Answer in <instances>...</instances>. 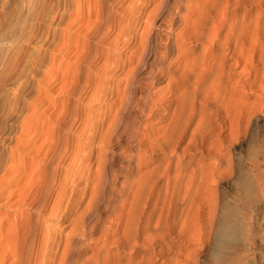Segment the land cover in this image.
Here are the masks:
<instances>
[{"label": "bare ground", "instance_id": "obj_1", "mask_svg": "<svg viewBox=\"0 0 264 264\" xmlns=\"http://www.w3.org/2000/svg\"><path fill=\"white\" fill-rule=\"evenodd\" d=\"M70 2L0 79H19L0 264H246L264 238V0H81L66 23Z\"/></svg>", "mask_w": 264, "mask_h": 264}, {"label": "rangeland", "instance_id": "obj_2", "mask_svg": "<svg viewBox=\"0 0 264 264\" xmlns=\"http://www.w3.org/2000/svg\"><path fill=\"white\" fill-rule=\"evenodd\" d=\"M56 2L57 0H0V70H1L0 79L3 75L2 74L3 72L5 73L10 70L11 65L14 66L16 64L15 66H18V65L33 66L32 64L35 59L34 57H36V51L38 50V48H36L38 47L37 45L39 43L38 41H41L40 39L43 38L42 36L44 34V31L46 30L45 27L47 25L49 15L51 13V11L49 10L55 7ZM70 3H71L69 5L70 11H68L69 13L66 12L63 15L64 17L62 16L63 21H65L66 23H71L76 17V14H77L76 12H78L79 10L83 9V12L84 11L87 12L86 8L85 9L83 7L81 8V0H71ZM43 7L45 10L44 9L42 10ZM92 16L93 15H89V18H86L88 17L87 15L85 14H83V16L81 15V17H83V19L85 20L86 19L92 20L93 19ZM71 26L73 28L76 27L74 23H72ZM62 27H65V26H62ZM79 40H80L79 37L72 38L70 41V44L79 43ZM61 41H63V44H67L65 43L66 41L64 40H61ZM17 45L18 46L22 45V46L18 47ZM16 47L18 49L21 48L20 51L25 47L26 48V50L24 49L25 54L23 50L22 52H20ZM35 48L37 49L36 51H35ZM59 50L60 49L57 50L58 53L57 52L55 53L54 58L51 59L52 63L47 66V68L51 66L52 71L56 69L57 66H64L63 65L64 57L60 56L61 52ZM17 52H19V55ZM20 53H22V55L25 58H23ZM15 54H17L18 56ZM15 56L17 58L20 56L21 61L19 60L20 57L17 59ZM17 60L20 61L19 64H17L16 62ZM70 65H74V64L71 62ZM23 71L25 72V67ZM8 79L9 80H7L6 82L7 84H4V86L2 82L0 81L1 82L0 85L3 86V87L1 86L0 88V118H1L0 121L1 122L3 121L2 118H4L6 111H8L7 107L9 106V100L12 99V92L14 88L16 87V85L19 83L18 82L19 79L17 80L15 76H12ZM147 120H148L147 123H149L150 119H147ZM17 130H19V128H17ZM20 139L18 140L16 139L17 141L14 140L15 141L14 143H19V144L22 143L24 137L22 136ZM125 156L126 155H122L120 157V160H123ZM262 212H260L259 216L264 217V212L263 213ZM104 225H107V223L105 222ZM261 226L262 227L260 228V233L262 232L264 235V224H262ZM263 235H261V237H264ZM261 241L263 243H261L260 245L258 244L257 246L259 247H257L256 250H253L254 254L251 253L252 252L251 250L248 251L249 255L246 257V259H244V261L246 260L245 261L246 264H251V262L252 264H255V263L264 264V238H262ZM100 247H102L101 241L97 242L94 248H91L90 250L88 249L87 252H84L83 256L85 257L87 255L94 254L96 250H98ZM194 248H196L194 244H191L189 247V249L191 250H193ZM205 253L207 254L208 251H205L203 254L205 255ZM253 255L256 257L255 258L256 260L254 259ZM244 261L243 263H245Z\"/></svg>", "mask_w": 264, "mask_h": 264}]
</instances>
